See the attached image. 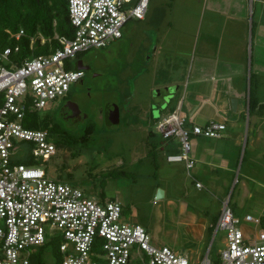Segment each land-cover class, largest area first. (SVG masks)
Here are the masks:
<instances>
[{"label":"rangeland","instance_id":"rangeland-1","mask_svg":"<svg viewBox=\"0 0 264 264\" xmlns=\"http://www.w3.org/2000/svg\"><path fill=\"white\" fill-rule=\"evenodd\" d=\"M149 1L146 21L130 20L122 28L121 39L79 55L78 59L90 64L93 72L83 84L73 83L65 97L47 103L39 111L26 112L21 121L17 120L27 128L35 122L38 127L34 129H46L45 124L59 127L60 140L56 135L52 139L55 153L46 160L32 157L33 144L21 141L16 142L10 159L38 166L48 177L76 185L90 198L119 201L123 221L141 224L151 243L175 249L191 263L206 253L216 259L225 248V231L215 232V225L226 200L241 218L245 214L264 215V143L254 146L249 141L241 149V159L229 173L226 185H222V192L196 188L184 162L167 161V155L180 154V150L171 151L166 145H180L176 137L164 139L156 130L161 115L155 109L167 91L151 89L154 67L144 57L152 55L155 45L172 49L168 40L172 41L174 31L190 30L201 22L194 17L195 4L184 8L178 0ZM189 11L194 14L193 20L178 19L188 16ZM76 62H71L72 69ZM75 93H82L80 107L86 114L79 121L65 116L66 104L75 99ZM111 103L119 107L115 123L110 118ZM202 181L207 185L206 179ZM169 183L173 188L166 197L157 199V190L167 189ZM169 197L171 205L167 203ZM181 199L188 206L183 212L178 209ZM187 213L194 214L195 219L187 218ZM58 234L54 231L53 236ZM60 241L59 237L53 239L55 247ZM47 254L48 264H59V252L57 256L55 251Z\"/></svg>","mask_w":264,"mask_h":264},{"label":"built area","instance_id":"built-area-1","mask_svg":"<svg viewBox=\"0 0 264 264\" xmlns=\"http://www.w3.org/2000/svg\"><path fill=\"white\" fill-rule=\"evenodd\" d=\"M71 35H57V47L47 53L19 57V46L0 49V264H30L36 248L61 238L59 264H264V217L237 216L226 200L215 232L225 231V248L218 258L206 253L190 260L168 246L151 243L139 223L122 219L119 201H99L76 185L50 178L40 167L13 163L16 142L33 144L32 157L46 160L56 151L47 129L23 127L25 113L39 111L63 98L83 74L71 62L92 48L106 47L122 36L129 20L144 19L149 0H66ZM23 29L12 35L16 40ZM49 41L38 33L30 38ZM177 112L161 116L156 130L162 138L176 137L180 154L169 162H184L189 170L191 135L217 138L225 129L220 122L185 128ZM200 187L199 183H196ZM58 231V236H53ZM51 235L52 237H49Z\"/></svg>","mask_w":264,"mask_h":264},{"label":"crops","instance_id":"crops-1","mask_svg":"<svg viewBox=\"0 0 264 264\" xmlns=\"http://www.w3.org/2000/svg\"><path fill=\"white\" fill-rule=\"evenodd\" d=\"M177 2L184 8L194 4L197 8V14L189 11L188 16L178 19L190 22L198 17L201 24L174 31L172 41L168 40L172 49L155 45L152 55L144 57L154 67L151 89L167 91L155 112L161 116L177 112L185 119V128L210 121L225 125L217 138L190 136L194 165L186 169L196 188L222 192V185H226L229 173L241 159V149L249 141L254 146L264 143L260 128L264 123V0ZM147 15L148 9L144 19L136 21H146ZM122 37L123 32L119 39ZM166 146L171 151L180 150L178 145ZM202 179L208 181L207 185ZM172 188L169 183L156 198L166 197ZM167 203L171 205L173 200L169 197ZM178 207L181 212L188 208L182 199ZM186 217L195 219L194 214Z\"/></svg>","mask_w":264,"mask_h":264},{"label":"trees","instance_id":"trees-1","mask_svg":"<svg viewBox=\"0 0 264 264\" xmlns=\"http://www.w3.org/2000/svg\"><path fill=\"white\" fill-rule=\"evenodd\" d=\"M21 28L24 35L17 40L10 36L17 33ZM38 33L48 38L49 41L41 44L37 39L31 49L30 38ZM55 34L71 35L66 0H0V49L6 46L13 48L17 45L19 46L18 55L20 58L47 53L57 47L58 42L53 38ZM33 111L35 110L30 109L28 112ZM44 126L47 130H51L52 139L55 138L54 135L61 137L59 127L47 126L46 124ZM35 127H38L37 122L32 124V128ZM89 129V125L85 127L86 133ZM59 137L58 140H60ZM53 243V241L47 242L38 247L31 257L30 264H48L47 253L49 251H55L57 256L58 246L55 247ZM55 264L57 263L55 262Z\"/></svg>","mask_w":264,"mask_h":264},{"label":"flooded vegetation","instance_id":"flooded-vegetation-1","mask_svg":"<svg viewBox=\"0 0 264 264\" xmlns=\"http://www.w3.org/2000/svg\"><path fill=\"white\" fill-rule=\"evenodd\" d=\"M83 64L84 65H86V66H89V69H83V74H82V76L80 77V79L78 80L79 81V83L80 84H83V82H84V78H89V74H91L92 75V71H91V68H92V66L90 65V64H88V63H85L84 61H83ZM97 74V73H96ZM98 75H100V74H98ZM97 76V75H96ZM88 87V86H87ZM79 95H80V97H79ZM81 95H82V93L81 94H79V93H75L74 94V98L75 99H71L70 100V102H71V104L72 103H76L77 104V106H78V108L80 109V112H77V113H75V112H73V107H72V105L70 104V105H67V113H65V116L66 117H68L70 120H72V121H79V120H81L82 119V117L84 116V115H86V114H84V113H82V109H81V107H80V99H81Z\"/></svg>","mask_w":264,"mask_h":264},{"label":"water","instance_id":"water-1","mask_svg":"<svg viewBox=\"0 0 264 264\" xmlns=\"http://www.w3.org/2000/svg\"><path fill=\"white\" fill-rule=\"evenodd\" d=\"M76 68H78V69H89V66L84 65L83 61L81 59H78L76 62ZM231 103H232L233 107L236 105V101L234 99L231 101ZM70 104H71V102L68 101L67 105H70ZM71 105L73 107V112H75V113L80 112L76 103H72ZM110 105H111L110 109H109L110 110V118H111L112 123H115L118 121L119 107L115 103H111ZM162 194H163V191H162V189L159 188L157 191L156 197H160Z\"/></svg>","mask_w":264,"mask_h":264}]
</instances>
